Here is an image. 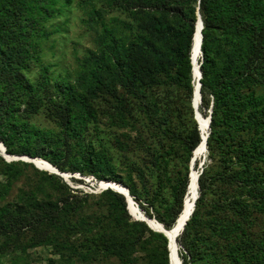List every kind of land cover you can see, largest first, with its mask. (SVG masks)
<instances>
[{"label":"trees","instance_id":"1","mask_svg":"<svg viewBox=\"0 0 264 264\" xmlns=\"http://www.w3.org/2000/svg\"><path fill=\"white\" fill-rule=\"evenodd\" d=\"M73 10L90 40L71 42L69 68L54 58ZM199 15V112L211 123L179 256L264 264V0H0V143L10 156L124 185L170 230L203 140ZM39 248L56 257L41 262ZM33 263L170 264L169 239L135 220L121 193L83 192L0 154V264Z\"/></svg>","mask_w":264,"mask_h":264},{"label":"bare ground","instance_id":"2","mask_svg":"<svg viewBox=\"0 0 264 264\" xmlns=\"http://www.w3.org/2000/svg\"><path fill=\"white\" fill-rule=\"evenodd\" d=\"M200 39H201V30H200V23H198V26L196 28V33L193 39V46H192L193 77H194V82H195V87H196L194 104L195 106H197L196 108H198V105H199V96H198L197 88H198V83L200 81L199 79V73H200L199 58L201 55V40ZM199 121H200L199 125L201 128L202 134H203V140L201 144L199 145V147L194 151L193 156L195 160H196V157L198 158L199 156L204 157V155L206 154L207 152L206 142H207L208 133H209V121L202 118L201 116H199ZM0 152L1 153L3 152L1 144H0ZM37 165L43 169H51V167L48 164L40 160H37ZM198 179H199V173L193 167L190 173V181H189V186H188L189 195L185 198L182 212L178 216L177 221L175 222V225L170 230H167L168 236L170 238V249H171L170 250V264H181V260L176 251L177 236L184 229L187 221L190 219L194 211V206H195V201H196L195 195L198 191ZM68 180H70V177H68ZM117 189H119L121 192H125V190L120 185L117 187ZM129 207L131 211L135 214V216H137L136 214L137 212L135 213L134 210L138 208L133 200H130ZM145 220L154 229L161 230L162 228H164L155 219L145 218Z\"/></svg>","mask_w":264,"mask_h":264},{"label":"rangeland","instance_id":"3","mask_svg":"<svg viewBox=\"0 0 264 264\" xmlns=\"http://www.w3.org/2000/svg\"><path fill=\"white\" fill-rule=\"evenodd\" d=\"M66 33H64L61 37H63L62 40H59V46H58V49H59V53H58V56H56V58H54V61L56 62H59L61 64L62 67H69V68H72V60L70 59L69 56H71V42H76L77 38L79 40H81V46L82 47H85V46H88L89 45V40L87 37L83 36V26L80 24L79 22V13L78 11L76 10H73L70 18H69V22L66 26ZM63 42V43H62ZM61 51H65V56H59L60 52ZM61 58V59H60ZM201 59V55H200V58L199 60ZM61 67V68H62ZM195 105V104H194ZM199 106H200V103L198 105V108H197V111L199 112ZM200 113V112H199ZM201 114V113H200ZM199 117V116H198ZM201 117L208 120V117H204L202 114H201ZM199 119V118H198ZM199 124H200V121H199ZM200 126V125H199ZM207 159V152L206 154L204 155V157L202 156H199L196 157V160H195V164L194 166L198 163V167L200 168V170L202 169V166L204 164V162L206 161ZM77 178L76 179H79L78 176H76ZM81 180V179H80ZM82 180H84V183H74L71 178L70 180H65L69 185H71L73 188L75 189H78V190H81L83 192H87V193H94L92 191H96L99 189V186L96 184H94V180H91L90 178L86 177V178H83ZM71 182V183H70ZM77 186V187H76ZM199 189V188H198ZM199 192L197 191L196 195H195V199L197 198ZM188 195H189V190H188ZM187 195V196H188ZM134 201V200H133ZM137 206V205H136ZM138 209L134 210L135 213L137 214V216H135V214L131 211L130 207V212L132 214V216L134 218H144V214L142 212L141 209H139L140 207L137 206ZM195 208V206H194ZM139 214V215H138ZM149 218V217H147ZM152 219V218H150ZM179 236V235H178ZM179 248H178V245L176 246V251H177V254L179 256ZM32 252H34V254L36 256H41L42 257V261L41 262H44L45 263V258L46 256L48 257H52V258H55L56 256L53 255V252L49 249H43V248H39V249H36V250H33ZM180 258V256H179ZM181 260V259H180ZM33 264H36V263H33ZM39 264V263H38Z\"/></svg>","mask_w":264,"mask_h":264},{"label":"water","instance_id":"4","mask_svg":"<svg viewBox=\"0 0 264 264\" xmlns=\"http://www.w3.org/2000/svg\"><path fill=\"white\" fill-rule=\"evenodd\" d=\"M198 23H200V30H201V45H202V38H203V36H202V29H203V21H202V19H201V16L199 15V18H198V22H197V25H196V27L198 26ZM194 39V38H193ZM201 56H202V51H201ZM200 66V65H199ZM202 78V72H201V70H200V73H199V79H201ZM200 88H201V82L199 81V83H198V88H197V92H198V96H199V103H201V93H200ZM195 91H196V87H195ZM195 94H196V92L194 93V99H195ZM193 107H194V109H195V112H196V120L198 121V124H199V117L198 116H201V114L197 111V106H195L194 105V100H193ZM208 121H209V133H208V136H209V134H210V123H211V115L208 117ZM200 127V126H199ZM1 144V146H2V149H3V152L1 153L0 152V154L8 161V162H11V161H17V160H23V161H26V162H30V163H33L37 168H39L40 170H45V171H48V172H50V173H54V174H57V175H59V176H61V177H63L64 178V180H68V177H74V178H77L76 176H78L79 177V179H83V177L82 176H80V175H73V174H69V173H61L56 167H54V166H52L50 163H48L47 161H44V160H42V159H37V158H31V157H28V156H25V157H19V156H10V155H8L7 153H6V147L3 145V143H0ZM206 149H207V142H206ZM37 160H40V161H42V162H44V163H46V164H48L50 167H51V169H43V168H40L38 165H37ZM194 164H195V158H194V156H193V158H192V161H191V170L193 169V167H194ZM198 172V171H197ZM199 173V172H198ZM199 175H200V173H199ZM121 186L124 190H125V192H121V191H119L118 189H117V187L118 186ZM98 186H99V190H107V189H113V190H115V191H117V192H119V193H121L122 195H124L125 196V198H126V200H127V203H128V209H129V202H130V200H133V198H132V196L130 195V193H129V189L127 188V187H125L124 185H122V184H117V183H114V182H104V181H102V182H99L98 183ZM189 186V185H188ZM198 188H199V184H198ZM198 197H199V194H198V196H197V198H196V200L198 199ZM185 202V201H184ZM134 203L138 206V204L134 201ZM195 203H196V201H195ZM139 207V206H138ZM140 209V208H139ZM194 210H195V208H194ZM129 212H130V209H129ZM194 212V211H193ZM130 214H131V212H130ZM144 214V213H143ZM193 214V213H192ZM132 215V214H131ZM145 215V214H144ZM133 217V216H132ZM148 216H144V218H134L135 220H137V221H144V222H146L147 224H148V226L152 229V230H154V231H156V232H160V233H163V234H165L167 237H168V239H169V250H171L170 249V238H169V236H168V231L166 230V229H164V228H162L161 230H157V229H154L152 226H150L149 225V223L145 220V218H147ZM187 224V223H186ZM162 227H164L162 224H160ZM185 228V227H184ZM184 230V229H183ZM182 233V232H181ZM179 248V247H178ZM182 264V263H181Z\"/></svg>","mask_w":264,"mask_h":264},{"label":"built area","instance_id":"5","mask_svg":"<svg viewBox=\"0 0 264 264\" xmlns=\"http://www.w3.org/2000/svg\"><path fill=\"white\" fill-rule=\"evenodd\" d=\"M90 179H91V180H94V182H95L94 184L98 185L94 178H90ZM101 191H102V190H99V189H98V190H96V191H92V192H94V193H99V192H101Z\"/></svg>","mask_w":264,"mask_h":264}]
</instances>
